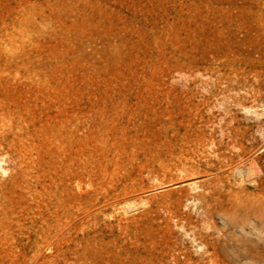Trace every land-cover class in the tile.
<instances>
[{
  "label": "rangeland",
  "instance_id": "374dc122",
  "mask_svg": "<svg viewBox=\"0 0 264 264\" xmlns=\"http://www.w3.org/2000/svg\"><path fill=\"white\" fill-rule=\"evenodd\" d=\"M0 264H264V0H0Z\"/></svg>",
  "mask_w": 264,
  "mask_h": 264
},
{
  "label": "bare ground",
  "instance_id": "6f19581e",
  "mask_svg": "<svg viewBox=\"0 0 264 264\" xmlns=\"http://www.w3.org/2000/svg\"><path fill=\"white\" fill-rule=\"evenodd\" d=\"M254 171H255V168L254 167H250L249 168V170H248V173H249V175H252L253 173H254ZM254 176V175H253ZM198 195V194H197ZM133 203H135V202H132L131 200H128L127 202H126V209L128 210L127 212H129V211H131L132 212V210H135L136 208H135V204H133ZM137 210V209H136ZM43 262H49L48 261V259L47 260H44Z\"/></svg>",
  "mask_w": 264,
  "mask_h": 264
}]
</instances>
